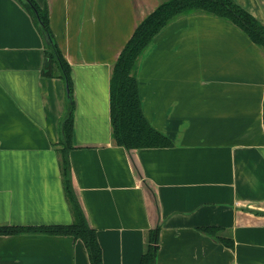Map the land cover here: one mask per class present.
Returning <instances> with one entry per match:
<instances>
[{
  "label": "crops",
  "instance_id": "0c3cea01",
  "mask_svg": "<svg viewBox=\"0 0 264 264\" xmlns=\"http://www.w3.org/2000/svg\"><path fill=\"white\" fill-rule=\"evenodd\" d=\"M36 2L71 86L60 64L47 74L54 48L37 19L0 0V226L73 223L60 153L71 113L72 188L105 264H140L153 231L156 264H264V48L209 13L168 24L137 78L146 118L173 145L130 151L112 135V72L162 0ZM235 2L264 24V0ZM0 264L91 260L81 239L22 232L0 235Z\"/></svg>",
  "mask_w": 264,
  "mask_h": 264
},
{
  "label": "trees",
  "instance_id": "16d2710c",
  "mask_svg": "<svg viewBox=\"0 0 264 264\" xmlns=\"http://www.w3.org/2000/svg\"><path fill=\"white\" fill-rule=\"evenodd\" d=\"M18 1L37 19L36 22L39 24L40 30L52 39L51 47L54 48V55L49 53L51 63L47 69V74L52 75L54 64H60L61 71L67 78L69 86H71L70 67L56 42L53 41L48 8L41 7L36 0ZM192 12H205L224 18L241 28L253 42L264 48V24L236 3L235 0H162L157 9L149 14L136 28L113 68L111 77V123L112 135L117 145L130 151L173 145L169 137L151 125L143 112L137 71L141 56L159 32L175 19ZM73 124L74 118L70 113L64 121L63 149L60 151L64 187L71 204L73 223L68 226L54 227L0 226V235H12L22 232L71 235L85 243L91 264H105L97 233L90 227L72 188L68 151L73 148ZM218 230L211 227L203 229L204 232L213 235H216ZM218 239L227 245L232 244L231 239L224 237H218ZM157 253V234L153 231L150 233L140 264H156Z\"/></svg>",
  "mask_w": 264,
  "mask_h": 264
},
{
  "label": "water",
  "instance_id": "95a60500",
  "mask_svg": "<svg viewBox=\"0 0 264 264\" xmlns=\"http://www.w3.org/2000/svg\"><path fill=\"white\" fill-rule=\"evenodd\" d=\"M50 38V37H49Z\"/></svg>",
  "mask_w": 264,
  "mask_h": 264
}]
</instances>
